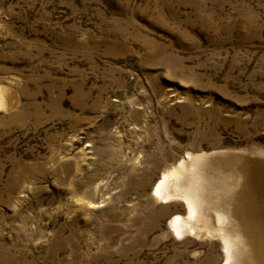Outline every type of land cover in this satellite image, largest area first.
<instances>
[{
	"label": "rangeland",
	"instance_id": "1",
	"mask_svg": "<svg viewBox=\"0 0 264 264\" xmlns=\"http://www.w3.org/2000/svg\"><path fill=\"white\" fill-rule=\"evenodd\" d=\"M0 90V264H221L243 176L232 264H264V0H0ZM188 153L211 219L175 237Z\"/></svg>",
	"mask_w": 264,
	"mask_h": 264
},
{
	"label": "bare ground",
	"instance_id": "2",
	"mask_svg": "<svg viewBox=\"0 0 264 264\" xmlns=\"http://www.w3.org/2000/svg\"><path fill=\"white\" fill-rule=\"evenodd\" d=\"M3 100H4V96L0 90V106L3 105ZM186 158L189 160L187 161ZM222 160H223V158H222ZM243 160L244 159H242L241 167H243L242 170H243V173H245L246 171L244 172V161ZM209 161H210L209 153H198V154L188 153L187 156L178 163V165L174 166L172 169H168V170L163 171L160 178L154 183L151 194L153 195V197L156 198V200L159 203L169 204V203H172L173 201L181 200L185 204L186 213L184 215L183 214H175L170 218V220L168 222V226H169L172 234L175 237H178V236L179 237H185V236L191 235V234H193V235L197 234V236H198L203 231V228H201L198 223L199 222H206L207 223V221H209L211 219L210 218V211H206V209L204 207L206 200H205V198H203V196L201 194V190L203 188H205L204 185H206V184L203 185V183L205 182V178H204L205 166L208 165ZM251 168L252 167H250V168L247 167L246 169L248 171H250ZM240 170H241V168H240ZM246 174H247V172L245 173V175ZM218 177H220V176H218ZM241 177H242V175H241ZM244 178L245 177L243 176L241 184H240L241 189H239V186H240L239 185L237 192H235L232 195L233 201L230 202L229 211H227L228 208L226 209V211H223L221 209H215V215H214L215 216L214 217L215 222H218V224L220 225L219 228H217L218 230L216 232H219L220 235L217 233L219 236H221L219 238L223 239L222 241L224 242V252H225V256H226L225 260L221 264H232V259H233L232 249L234 247L233 246L234 245L233 234H235V236H236L235 240H238V241L242 242L243 244H245L244 242H246V238H244V209H245L244 208V185H245L244 184V180H245ZM233 179H235V178H233ZM203 180H204V182H203ZM245 183H247V182H245ZM233 184H235V183L233 182ZM250 186H252V185H250ZM247 187H249V185ZM228 190H230V189L228 188ZM228 193H229V191H228ZM221 194H222V192H221ZM224 194H227V193H224ZM227 196H228V194H227ZM227 199H229V196ZM218 204H219V202H218ZM246 210L247 209H245V211ZM215 222H214V224H215ZM230 223L231 224L234 223L238 227L237 233H231L228 230V225ZM203 225H202V227H203ZM212 226L216 227V225H212ZM263 228H264V226H263ZM213 229H214V227H213ZM207 230H208V228H207ZM249 240H250V238H249ZM250 244H252V243H250ZM247 247H249V246H247ZM241 250H243V249H241Z\"/></svg>",
	"mask_w": 264,
	"mask_h": 264
}]
</instances>
